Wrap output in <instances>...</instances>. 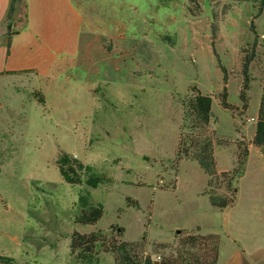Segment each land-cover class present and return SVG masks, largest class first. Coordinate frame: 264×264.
I'll list each match as a JSON object with an SVG mask.
<instances>
[{
  "label": "rangeland",
  "instance_id": "obj_1",
  "mask_svg": "<svg viewBox=\"0 0 264 264\" xmlns=\"http://www.w3.org/2000/svg\"><path fill=\"white\" fill-rule=\"evenodd\" d=\"M73 2L82 43L66 54L62 77L22 76L18 93L0 91V255L12 257L10 264H70L72 233L102 230L122 241L144 240V251L159 258L175 255L181 237L215 230L219 264L232 245L221 213L230 206H212L207 175L195 160L174 163L181 100L193 86L211 97L209 127L228 141L214 145L216 169H233L237 141L254 136L264 92V8L256 15L252 1L200 0V11L188 0ZM224 88L229 107L222 104ZM62 152L112 182L65 181L57 162ZM263 165L264 152L254 147L244 175L231 190L220 183L217 192L229 195L234 187L238 208L264 204ZM80 193L103 206L93 224L75 220ZM259 216L244 218L255 224ZM112 261L111 253H100L98 264Z\"/></svg>",
  "mask_w": 264,
  "mask_h": 264
},
{
  "label": "trees",
  "instance_id": "obj_2",
  "mask_svg": "<svg viewBox=\"0 0 264 264\" xmlns=\"http://www.w3.org/2000/svg\"><path fill=\"white\" fill-rule=\"evenodd\" d=\"M200 11V0H188ZM213 5H218V0H209ZM217 3H216V2ZM229 1H252L258 2L259 15L264 8V0H229ZM227 7V5H226ZM255 15V16H256ZM254 16V17H255ZM8 40L27 22L26 0H10L6 18ZM16 26L18 28L12 30ZM215 32V29H214ZM248 62L247 58L242 65L243 84L240 96L246 105L245 90L248 88ZM225 71V68L222 67ZM24 70L22 72H30ZM225 78V76H224ZM264 83V71H263ZM33 95L41 103L46 99L42 91L35 90ZM222 104L229 107L226 101L225 88L222 94ZM183 112V124L180 128L175 165L181 159L195 160L203 172L207 175V187L204 190L209 197L210 203L216 209H224L235 202V189L229 195L217 192L220 183H225L227 190H231L233 179L240 177L245 169V163L250 153V145L264 152V92L255 123V132L252 140L244 138L237 141L236 165L231 170L218 171L214 157V145L224 144L228 141L214 138L210 129L211 119V97L203 94L196 87L186 94L181 100ZM58 168L63 179L69 183L84 182L91 187H97L102 183H111L112 178L106 174L94 172L92 167L84 165L81 161L62 152L58 158ZM174 187V184H172ZM233 186V185H232ZM132 206H138L137 202L128 198ZM80 212L76 216V222L80 224H93L103 214V206L99 202H92L87 193H80L77 201ZM180 234L179 236H181ZM220 238L217 233L190 234L181 237V245L176 248V254H159L154 258L151 253L144 251V240L122 241L102 230H95L88 233L73 232L70 241V264H98L100 253H111L113 261L111 264H218ZM159 246L166 247L167 244L160 243ZM159 251L155 253L158 254ZM14 259L10 256L0 255V262L10 264Z\"/></svg>",
  "mask_w": 264,
  "mask_h": 264
},
{
  "label": "crops",
  "instance_id": "obj_3",
  "mask_svg": "<svg viewBox=\"0 0 264 264\" xmlns=\"http://www.w3.org/2000/svg\"><path fill=\"white\" fill-rule=\"evenodd\" d=\"M9 2L0 0V91L4 95L6 87L17 88L14 92L18 93L22 76L62 77L66 54L76 53L82 43L81 15L73 0H26L27 22L9 41L5 19ZM221 213L224 234L232 245L219 264H264V204L238 208L235 203ZM253 214L261 215V223H248L244 218ZM212 232L216 233L203 234Z\"/></svg>",
  "mask_w": 264,
  "mask_h": 264
},
{
  "label": "water",
  "instance_id": "obj_4",
  "mask_svg": "<svg viewBox=\"0 0 264 264\" xmlns=\"http://www.w3.org/2000/svg\"><path fill=\"white\" fill-rule=\"evenodd\" d=\"M120 229V228H119ZM178 232L180 231V230H177Z\"/></svg>",
  "mask_w": 264,
  "mask_h": 264
}]
</instances>
